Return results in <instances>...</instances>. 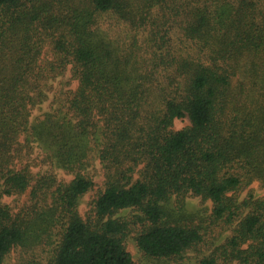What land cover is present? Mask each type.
<instances>
[{
  "label": "trees",
  "instance_id": "1",
  "mask_svg": "<svg viewBox=\"0 0 264 264\" xmlns=\"http://www.w3.org/2000/svg\"><path fill=\"white\" fill-rule=\"evenodd\" d=\"M171 1L0 0V264L56 231L49 264H133L131 224L153 259L216 226L232 235L197 264H264V0H208L191 22ZM69 66L76 88L55 86ZM38 156L48 168L35 173ZM30 188V209L3 203ZM188 196L209 215L187 211ZM129 210L133 222L113 217Z\"/></svg>",
  "mask_w": 264,
  "mask_h": 264
},
{
  "label": "rangeland",
  "instance_id": "2",
  "mask_svg": "<svg viewBox=\"0 0 264 264\" xmlns=\"http://www.w3.org/2000/svg\"><path fill=\"white\" fill-rule=\"evenodd\" d=\"M257 1L261 0H250V3H252L254 6L257 5ZM172 2V1H171ZM167 2L168 4H171L172 8L174 6H178L179 13L181 17H178L176 20L174 19V14L171 13L170 10H166L168 15L174 19V21L188 20L191 22L190 17L192 13L195 11L196 7H203L204 5H208L211 8L216 7V2H208V0H174V2ZM249 2V0H248ZM167 4V5H168ZM250 5V4H249ZM173 14V15H172ZM184 15H187V18L184 17ZM163 20H165V17L162 16ZM180 22L177 24V27H179ZM172 37L178 38V30L172 31ZM191 45L190 47H192ZM45 52H48V48L45 49ZM49 57V56H48ZM71 67L69 66L68 69L65 71V73L58 77L55 86L63 85V87H68L75 89L77 86V81L72 78V72ZM52 98V94L50 95V100ZM50 104V103H49ZM49 104L46 103L43 108L47 109L49 107ZM42 108V109H43ZM40 110H35L34 115L38 114ZM189 120L187 117L183 119H179L175 121L174 128L175 129H181L187 125H189ZM34 157L37 156V153H34ZM42 157L38 156L37 160L33 162V165L31 168L36 173L38 170H47L48 166L45 164H42ZM58 172V176L60 178H63L65 181H69L71 179L70 176L62 175L60 171ZM95 175V185L88 193L83 195V197L80 199L79 202V213L82 219L84 220H93L94 217V205L96 202V199L98 198L100 192L103 190V177L99 173H96ZM252 190L259 195L262 193V190L258 186V184H253ZM250 189H245L241 193H239L240 198H244L249 193ZM30 193L31 188L22 195H14L10 197H4L3 203H6L10 205L12 210L14 212H19L22 210H28L30 209L31 204H35L36 202H32L30 200ZM186 208L187 211H196L200 214H202L204 217H207L209 213L212 210V203L210 201L203 200L199 196H188L186 198ZM136 213H138L135 210H129V211H122L114 215L113 217H123L124 220H127L128 222H133L134 216H136ZM140 226L139 225H133L131 224L129 226V229L125 232V235L123 236V243L127 251L132 255L133 264H197L198 260L201 258L210 255L215 251L218 245L224 243L226 239L232 235V228L224 227V228H218L213 227L211 228L205 235L204 240L197 245L194 248L189 249L186 251V253L178 258V259H171V260H164V259H153L148 257L138 246L137 244V237L140 233ZM53 236L51 239L48 238V235L44 233H40V237H42V242L35 243L30 246H16L6 255L3 264H49L50 259H52V256L54 254V248L56 244L58 243L60 239V235L57 234V231L55 234H52ZM218 256V264H241L238 261H227V259L222 254H217Z\"/></svg>",
  "mask_w": 264,
  "mask_h": 264
}]
</instances>
